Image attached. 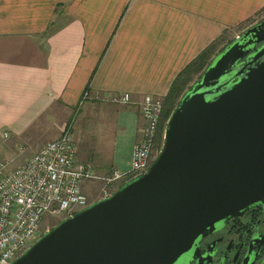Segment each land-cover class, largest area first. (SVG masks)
I'll use <instances>...</instances> for the list:
<instances>
[{
  "label": "crops",
  "instance_id": "crops-1",
  "mask_svg": "<svg viewBox=\"0 0 264 264\" xmlns=\"http://www.w3.org/2000/svg\"><path fill=\"white\" fill-rule=\"evenodd\" d=\"M260 15L264 0H0V148L37 150L55 137L43 135L52 114L60 132L81 108L78 161L101 177L128 170L143 98H165L208 48L214 57ZM86 90L102 100L80 106ZM122 94L132 103L108 100ZM98 182H84L85 193Z\"/></svg>",
  "mask_w": 264,
  "mask_h": 264
},
{
  "label": "water",
  "instance_id": "water-1",
  "mask_svg": "<svg viewBox=\"0 0 264 264\" xmlns=\"http://www.w3.org/2000/svg\"><path fill=\"white\" fill-rule=\"evenodd\" d=\"M262 202L264 18L186 90L147 172L63 219L11 264H177L200 237Z\"/></svg>",
  "mask_w": 264,
  "mask_h": 264
},
{
  "label": "built area",
  "instance_id": "built-area-1",
  "mask_svg": "<svg viewBox=\"0 0 264 264\" xmlns=\"http://www.w3.org/2000/svg\"><path fill=\"white\" fill-rule=\"evenodd\" d=\"M87 100L102 99L86 90L80 106ZM108 100L132 103L128 94ZM163 107V98L158 96H145L139 103L143 124L126 171L114 169L101 177L91 165L79 162L72 125L23 162L10 166L0 161V264H11L40 238L38 232L46 214H61L65 219L89 206L84 182L102 180L112 185L147 172L156 156Z\"/></svg>",
  "mask_w": 264,
  "mask_h": 264
},
{
  "label": "flooded vegetation",
  "instance_id": "flooded-vegetation-1",
  "mask_svg": "<svg viewBox=\"0 0 264 264\" xmlns=\"http://www.w3.org/2000/svg\"><path fill=\"white\" fill-rule=\"evenodd\" d=\"M177 264H264V202L200 237Z\"/></svg>",
  "mask_w": 264,
  "mask_h": 264
},
{
  "label": "rangeland",
  "instance_id": "rangeland-1",
  "mask_svg": "<svg viewBox=\"0 0 264 264\" xmlns=\"http://www.w3.org/2000/svg\"><path fill=\"white\" fill-rule=\"evenodd\" d=\"M263 18H264V15L263 16L260 15L258 18L256 17L252 22H248L246 24H243L242 26H240L238 28V30L234 34L232 32V34L229 35L228 38L232 37L231 39H234L237 35H239L246 28L250 27L255 22H258V21L262 20ZM231 39L229 41H231ZM201 66H200V68H197L195 72H192L191 80H190V83L188 84V86L191 85L193 82H195L201 76V73L203 71L202 70L203 66L202 67ZM180 98H181V96H180ZM179 99L178 100L176 99V102H178ZM167 107H172L173 108V104L172 105L168 104ZM80 110H81V108H77L75 111H73L72 117L70 118V120H67V122L64 124V126L61 128L60 132H58L59 131L58 130V128H59L58 125H59V122H60L58 120L59 117L57 116V113H54L55 116H57L55 118V121H54L53 120L54 115L52 114V118L50 120H48V127L46 128V131L44 132L43 135L44 136H49L50 132H53V133H55V137L52 140H55L61 135V133L67 127L72 125L73 121L74 122L78 121L77 122L78 125H80V127H83L82 123H83V120L85 119V114L86 113L85 112L83 113ZM67 115H68V113L67 114H61V117H60L61 121L64 122V120L66 119ZM167 116L168 115H166V117H165V115H164V121H163V124H162V128L160 129V132H159V136L160 137H161V132L163 130L164 125H165V128H166L168 120H167V122L165 120L167 119ZM170 116L171 115H169L168 117H170ZM165 122H166V124H165ZM160 137H159L157 145H156V147H157L156 150H155V155L156 156L161 151V150L159 151L160 144L162 143V138H160ZM163 141H164V138H163ZM31 145L32 144H8V143H3L2 144V148H0V161L7 162L10 166L17 165V164L23 162L27 157L29 158L32 154L36 153L42 147V146H40L39 149L35 150L34 147H32ZM161 149H162V147H161ZM122 183L123 182H118V183H114L112 185H106V183L104 181L99 180L98 184H96L95 186L93 185V187L90 190L89 194H87V196L89 198V201L91 203H93V202L103 198L105 195L112 194ZM63 219H64V215H61V214L60 215L59 214H50V213L46 214L44 219H43V221H42V223H41V225H40L38 236L40 237L46 231H48V230L52 229L53 227H55Z\"/></svg>",
  "mask_w": 264,
  "mask_h": 264
},
{
  "label": "trees",
  "instance_id": "trees-1",
  "mask_svg": "<svg viewBox=\"0 0 264 264\" xmlns=\"http://www.w3.org/2000/svg\"><path fill=\"white\" fill-rule=\"evenodd\" d=\"M215 49H216V46H211L210 48H208L195 62L191 63L180 74L179 78H177V80L173 83V86L171 87L170 92L166 95L165 98H163L164 107H163L162 119H161L159 132H160V129L162 128V124H163V121H164V115H165V117H166V115H168V116L171 115V113L174 111V109L176 108V106L178 105V103H179V101L181 99L180 96L182 97L183 94L186 92V90L191 86V85L188 86V84L190 83L192 72H195L196 69L200 68V66L203 64L202 65L203 66V69H202L203 71L201 73V75H202L204 70H205V68L208 66V64L212 60V58H213L212 55L214 54ZM176 99L177 100L179 99V101L176 102ZM168 104L169 105L173 104V108L172 107H167ZM168 116H167V119L165 120L166 122L169 119ZM166 122H165V124H166ZM164 130H165V125L163 127L162 132H161V137L159 136L160 138H163ZM125 182L126 181H124L120 186H122Z\"/></svg>",
  "mask_w": 264,
  "mask_h": 264
}]
</instances>
